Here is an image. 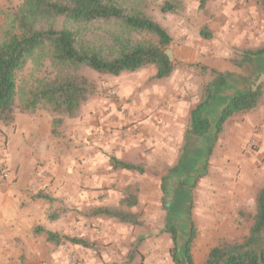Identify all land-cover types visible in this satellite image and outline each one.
<instances>
[{
    "label": "rangeland",
    "instance_id": "374dc122",
    "mask_svg": "<svg viewBox=\"0 0 264 264\" xmlns=\"http://www.w3.org/2000/svg\"><path fill=\"white\" fill-rule=\"evenodd\" d=\"M127 1L136 3L170 34L172 41L166 50L174 63L172 77L158 80L152 78L153 70H155L152 65H148L141 71L123 72L117 76L98 73L90 67H84L82 73L96 85L95 94L89 96L81 105L76 116L62 117V123L57 128L56 136L50 133L54 139L64 142V148L61 151L64 164L68 158H72V163L74 159L79 163L73 168L70 165V172L78 171L84 175V179L80 181L71 180L70 186L79 189L80 192L83 190L94 192L91 195L92 203H100L106 199L107 193L116 191L118 197L115 195L113 201L107 198L109 203L105 205L119 209L124 207L123 210L127 211L132 209L133 213L145 222L137 229V235L145 238L146 234L153 233L155 246L164 254H171L168 244H173L171 232L168 230L170 222L166 219L168 216L165 209L166 205L175 199L174 203L178 209L172 212L171 216L176 223L177 244L179 246L185 242L190 231L194 229L196 236L191 252L194 264H202L211 247L222 242H239L249 232L251 217L255 213V194L259 188L264 186V93L255 108L236 112L228 117L220 133L216 131V119H213L203 139L190 136L188 147L182 151V154L192 155V160L186 164L189 165L187 169L186 165L182 168L188 171L183 175L190 174L191 177L188 176L184 185H180L177 179L181 180L182 177L175 175L176 179L169 180L164 186L167 190L162 185V188L159 186L160 172H154L151 169L140 177H136L134 181L129 180L127 185L122 187L126 181L119 182V179L122 176L125 178L124 173L116 171L117 168L112 171L105 166L106 156L114 155L113 149L98 146L97 149L100 151H98V156L94 157L92 149L82 148V145L75 140L71 143L72 139H67V136L75 135L79 138V133L88 135L89 132L79 128V125L83 124V121L87 123L86 120H89L92 109L97 108L96 115L100 117L103 115L105 117V113L111 111L119 113L121 115L118 114V120L112 127L116 132H110V134L119 135L122 138L129 136L131 140L142 143L145 160L150 168L153 167L152 164H157L156 153L160 157L163 155L160 153L161 150L169 149L168 139L177 140L179 145L174 155L168 157L165 151L164 162L159 164L162 168L168 169L170 166L167 165L168 160L170 164L177 162L178 154L181 152L184 138L183 129L180 128L188 126L187 106L189 109L194 101L200 100L204 83L212 77L215 69L233 74L241 89L252 87L255 81L256 84L264 82V55L255 57L253 62L241 68H236L232 62L234 58L243 61L244 56L241 51L245 49L254 51L264 48V10L260 0ZM166 1L175 4L173 11H161V6ZM19 3L20 0H0V29L5 21L3 13L13 12ZM131 38L154 42L153 37L144 33L131 34ZM27 74L28 71L24 74V80L28 79ZM120 91L124 94H118ZM132 92L138 100L132 99L130 96ZM178 101H183V103L176 106L175 102ZM173 112L176 113V121L172 122L170 113ZM37 113L48 116L51 125L52 117L45 110H37L31 114L16 110L14 124L2 126L0 130V154L7 148L10 134L16 128V114L18 117L25 116L31 119ZM169 124H174L179 129L173 128L175 131L170 133L169 129L172 130V127L168 126ZM101 134H98L100 140L107 142L109 137H104L105 132ZM112 139H109L107 145ZM33 141L34 152L29 159L33 162L30 166L32 173L35 172L34 178L28 179L25 174L17 176L15 174L13 182L6 185L15 183L20 177L19 185L24 183L22 189L26 194L30 193L32 196L42 192L53 196V191L45 189L48 182L52 185L54 181H49L50 169L47 167V160L43 155H39L42 154V150H36L40 140L35 137ZM210 145L214 146L206 159L205 150ZM171 151L173 153L174 150ZM129 157L136 159L138 156L132 152ZM18 159L20 157L17 158L16 168L20 169L22 167ZM91 161L102 166L104 170L99 172L93 181L88 180V175H85L87 172L84 171ZM8 166L12 171L11 164L8 163ZM40 170L43 171L38 172ZM57 170L62 175L63 167ZM65 171L68 169L66 168ZM140 178L143 179L146 193L138 196L137 205L129 206L131 208L123 204L119 205V193L135 188L136 185L142 183ZM94 184L95 186H92ZM182 187L186 188L185 192ZM55 198L58 197H54L53 200ZM63 199L56 206H53V200L39 199L44 200V204L49 202L51 214L62 217L64 231L58 233L62 238L78 237L82 231L93 230L95 232L101 230V227H105L102 235L111 236L110 228L98 226L100 223L90 213L92 207L81 204L77 195H71V198L63 197ZM166 222L168 223L167 229L164 227ZM164 242H167L166 245ZM60 244L58 245H60V253L64 262L62 246H68L70 249L72 247L71 243L64 239ZM140 246L146 250L152 247L148 244V240ZM173 258V255L171 259L164 256L161 263L175 262Z\"/></svg>",
    "mask_w": 264,
    "mask_h": 264
},
{
    "label": "trees",
    "instance_id": "16d2710c",
    "mask_svg": "<svg viewBox=\"0 0 264 264\" xmlns=\"http://www.w3.org/2000/svg\"><path fill=\"white\" fill-rule=\"evenodd\" d=\"M260 2L264 10V0ZM174 9L175 4L168 1L161 6L163 12ZM3 16L5 21L0 29V130L2 126L14 124L16 110L30 114L45 110L52 117L51 133L56 136L62 117L76 116L81 105L96 92L95 83L82 73L84 67L117 76L152 65L157 79L168 77L174 70L166 50L172 41L168 31L136 3L127 0H20L13 12L5 11ZM139 33L153 37L154 42L131 38V34ZM241 53L244 59L239 60L238 65L264 55V48L245 49ZM27 71L28 79L24 80ZM224 79L218 74L217 81L208 88V98L222 89ZM263 93L264 82H261L233 95L220 109L217 133L234 113L255 108ZM203 103L190 113V132L197 136L204 135L209 127V120L200 112ZM110 160L114 167L143 169L137 163L115 157ZM31 197L53 200L42 192ZM120 204L132 206L136 204V198L128 196L120 200ZM90 213L133 225L143 223L136 213L119 208L98 206ZM35 230L45 232L47 239L55 245L62 243V239L86 245L78 237L62 238L57 232L40 226ZM169 231L177 262V231L174 227ZM195 236L192 229L184 243L185 264H194L191 248ZM202 264H264V186L255 194V213L248 234L239 242H222L211 247Z\"/></svg>",
    "mask_w": 264,
    "mask_h": 264
},
{
    "label": "crops",
    "instance_id": "0c3cea01",
    "mask_svg": "<svg viewBox=\"0 0 264 264\" xmlns=\"http://www.w3.org/2000/svg\"><path fill=\"white\" fill-rule=\"evenodd\" d=\"M254 60L255 57L252 58V60L246 61L241 65H238V60L236 58H234L232 62L236 68H241L245 64L251 63ZM144 68L145 67H142L135 71H141ZM155 72L156 70H153L152 78L157 79L155 78ZM213 73L214 74L212 75V77L206 80L204 83L200 100L194 101L189 109L187 106L186 119L188 120V126L185 128H180L183 129L184 138V141H182L181 152L178 154L177 162H173L172 164H170V160H168L167 165H170L168 169L162 168V166L159 164L164 162L163 155H165V151H167L168 157H172L174 155V152L179 145L177 140L173 141L171 139H168L169 149L165 150L164 148L163 150H161L160 153L163 155H160V157L159 154L156 153L157 164H152L153 167L150 168L145 160V152L143 151L144 147L142 146V143H140L139 141L131 140L129 136H124L122 138L119 137V135L110 134V132H116V130L112 129V127H114L116 120H118L117 116L121 115L119 113L118 115L115 112L111 111L105 113V117L104 115L100 117L96 115L97 108L95 110L92 109L89 120H86L87 123L83 121V124L79 125V128L89 132H87L88 135L84 133L80 135L79 133V138H76L75 135H73L67 136V139L71 138V143L75 140L82 145V148L92 149V154L94 157L98 156V151H100L99 149H97L98 146H102L104 147V149H106L107 147L113 149L114 155L110 156L111 154H109L106 156L105 166L112 169V171L117 168L116 171L124 173L123 175L125 176V178L122 176L119 179V182H122V180L126 181V183L122 185V187H125L129 180L132 179L134 181L136 177H140L149 169L154 170V172H160L159 180L161 181V183L159 182V186L161 187L162 185L165 190H167V187H164L166 186V183L171 179H176L177 175H180L182 177L181 180L177 179V183H180V185H184L183 183H185L187 177H191L190 174H183L188 173L186 169L189 165L186 164L189 163L190 160H192V155L188 156L187 154H182V151L187 149L190 142V136H194L198 139H203V137L205 136H197L190 132L191 111L199 104L207 102L203 103V105L200 107V112L203 117L209 120L210 125L211 120H217L221 107L233 95L239 93L240 91L251 88L248 87L245 89H241L237 81L235 80L237 78H235V76L229 72L215 69ZM172 74L173 72L168 77H172ZM218 74H221L225 77V83L222 84V89H220V91H218L216 95H214V97L208 98V88L212 83L217 81ZM256 78L257 77H255V79ZM255 84L256 81L254 82V85H252V87H254ZM226 93L227 95H225ZM118 94H124V92L120 91ZM130 96L132 97V99L138 100V98L134 96L133 92ZM181 103H183V101H178L175 102V105L179 106L181 105ZM171 110H173V108ZM36 115H34L31 119H27L25 116L18 117L16 114V128L10 134L7 148L0 154V159L2 160V162H4V166L9 172V177L6 180L0 182V264H65L62 261V254L60 253L61 244H50L52 242L47 239L45 232H37L35 230L37 226H40L47 231L57 233L63 232L64 221L62 220V217H59V215L50 217L52 214L50 213L49 202L47 204H44V200H39L42 198L34 199L30 196V193L26 194L22 189L24 183L19 185L20 177L15 183H11L9 186L6 185L11 181L13 182V179L18 174H25L28 179L34 178L35 172L32 173V168L30 166L33 164V162L29 158L33 156V139L35 137L40 140V143H37L38 147H36V150H42V154L39 155H43V157L47 160L46 164L50 169L49 181H54L52 185H50V182L45 185L46 191H53V196L49 195L50 197H58L53 200V206L60 204V201L64 200L63 197L71 198V195H77V197L80 199V203L83 205H87L88 207L96 208L98 206H101L112 208V206L105 205L109 203L107 198L113 201L115 200L113 199L115 195H117L118 197V193L116 191H110L109 193H107L106 199L104 201L100 203H92L91 195H93L94 192H91L89 190H83L80 192L79 189L71 187V180L80 181L84 179V175L79 173L78 171L70 172V165H72L73 168L74 165H79V163L76 162V159H74L72 163V158H68L66 164H64L63 154L61 152L64 148V142L60 141L59 139H54V136L51 135L50 118L48 116L45 117V114L42 113H37ZM170 119L172 122L176 121L175 112L170 113ZM168 126L172 127V130L169 129L170 133L174 132L175 129H179L174 124H169ZM209 129H211V127ZM103 132H105L104 137H109V139H112V137L114 136L109 145H107L109 139L106 142L104 140H100L101 138L98 137V134H103ZM119 133H121V131ZM213 146L214 145H210L206 147V159L211 154ZM172 149L174 150L173 153L171 151ZM16 152H18V157H20V159H18L22 167L20 169L16 168L18 166V157L16 158ZM132 152H135L137 154L138 157L136 159H130L129 155H131ZM111 157L140 164L143 169L139 171L114 167L112 161L110 160ZM8 163L11 164L12 171L10 170ZM172 165L174 166L172 167ZM185 165L186 169H183ZM47 167L45 166L46 169ZM59 167H63L62 175L58 173L57 169ZM66 168L68 169V171H65ZM86 168H84V171L87 172L85 175H88L87 178L89 181H93L94 177L98 176L99 172L104 171L102 166L98 165L94 161L89 162V165ZM41 171L43 170H40L38 172ZM140 181H142V183L136 185L135 188L131 190H124L119 193V205L120 200L131 195L136 196L137 198L136 204L131 207L137 205L138 196L140 197L146 193L143 179L140 178ZM191 181L192 180H190V182ZM92 186H95V184ZM185 189V187H182L183 191ZM175 191L176 190H174V192ZM174 202H176L175 199L168 203L165 209L168 216V218L166 219H169L168 221L170 222L169 228H176L175 219H173L171 216L172 212H176L178 209L177 205ZM130 211L132 213L134 212L132 209ZM92 217L100 223L98 226L109 227L112 234L109 237L102 235L105 227H101V232L97 230L95 232L93 230H87L79 233L78 238L83 239L86 245L71 243L72 250L76 251L79 264H185L183 255L185 242L179 244L178 251L177 253H175V256L178 259L177 262L174 260L175 262L170 261L169 263H161V259H163L164 256H166L168 259H171L172 255L174 256V254L172 253L174 244H168V249H170L171 254H164V252H161L155 246V241L153 242V233L146 234L145 236L147 237L145 238L144 236L140 237L139 235H137V229L140 225L142 226L145 223L142 219V224L133 225L131 223L121 222L117 218L105 215H92ZM166 226H168L167 222L166 225L164 223V227L167 229L168 227ZM150 236H152V238H150ZM146 240H148V244L152 245V247L147 250L146 248H142L140 246V244L144 245V242ZM166 243L167 242H164L165 245Z\"/></svg>",
    "mask_w": 264,
    "mask_h": 264
},
{
    "label": "built area",
    "instance_id": "2783aa9c",
    "mask_svg": "<svg viewBox=\"0 0 264 264\" xmlns=\"http://www.w3.org/2000/svg\"><path fill=\"white\" fill-rule=\"evenodd\" d=\"M9 177V172L4 166V162L0 159V182L6 180ZM101 231V230H99ZM62 250H64V263L65 264H79L78 257L76 253L68 248V246H62Z\"/></svg>",
    "mask_w": 264,
    "mask_h": 264
}]
</instances>
